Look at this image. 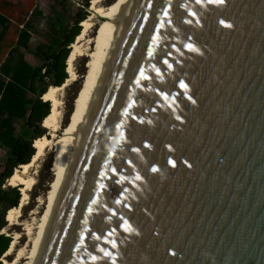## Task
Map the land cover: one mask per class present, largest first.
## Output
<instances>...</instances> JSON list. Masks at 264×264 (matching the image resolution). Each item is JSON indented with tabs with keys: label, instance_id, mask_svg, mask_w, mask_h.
<instances>
[{
	"label": "water",
	"instance_id": "95a60500",
	"mask_svg": "<svg viewBox=\"0 0 264 264\" xmlns=\"http://www.w3.org/2000/svg\"><path fill=\"white\" fill-rule=\"evenodd\" d=\"M149 2L131 9L39 264H90L84 248L74 252L85 228L96 264H111L97 246L116 264H264V0H171L163 29L168 0ZM141 67L150 79L136 88ZM129 97L135 105L123 116ZM98 182L108 186L99 195Z\"/></svg>",
	"mask_w": 264,
	"mask_h": 264
},
{
	"label": "bare ground",
	"instance_id": "6f19581e",
	"mask_svg": "<svg viewBox=\"0 0 264 264\" xmlns=\"http://www.w3.org/2000/svg\"><path fill=\"white\" fill-rule=\"evenodd\" d=\"M104 1L91 0L90 2V10L95 15L81 23L82 32L71 46V53L67 62L69 79L62 87H51L43 97L44 102L51 103V113L44 121V127L48 131L47 135L36 141L34 145L36 153L31 162L20 166L9 180L15 187L21 188L22 195L20 206L11 210L8 215L9 226L13 229L22 227L27 241L16 251L20 235L15 233L16 236H14L11 246L6 252L4 260H2L3 264H39L60 198L80 149L85 127L90 121L92 110L112 62L118 40L135 2V0H119L115 5L106 6ZM97 17L104 20L102 24L103 31L97 39L88 38L93 28L92 21ZM94 43L97 44V49L90 52ZM81 56H88L92 59V72L86 92H84L78 109L75 111L73 124L70 128L68 127L69 129L61 139L60 158L57 163L55 180L46 197H41L38 200V206L30 214V220L21 223L20 210L28 203L29 192L36 185L35 177L32 178L31 172L38 161L46 154V151L53 145V139L57 137V133L61 129L60 107L63 101H60L59 93L76 80L74 64ZM13 254H15L14 259L8 262L7 258L13 257Z\"/></svg>",
	"mask_w": 264,
	"mask_h": 264
},
{
	"label": "trees",
	"instance_id": "16d2710c",
	"mask_svg": "<svg viewBox=\"0 0 264 264\" xmlns=\"http://www.w3.org/2000/svg\"><path fill=\"white\" fill-rule=\"evenodd\" d=\"M55 3L53 16L47 18L48 35L45 43H38L32 48L33 20L43 17L39 10L32 11L31 18L20 23V33L15 47L10 51L3 63L0 58V149L9 153L10 169L0 179V206L7 204L8 212L20 205L22 195L17 188L3 189L5 182L12 178L15 171L22 165H27L33 159L36 150V141L47 135L48 131L43 127L45 119L51 113V103L44 102L43 97L51 88L62 87L69 79L67 62L71 53V46L82 32L81 23L87 19V12L91 0H87L83 14H78L68 34L63 37L62 25L64 16L56 12L60 0H52ZM4 21L0 12V27ZM3 42L0 39V51ZM1 54V53H0ZM25 54H31L38 62L33 66L24 60ZM1 56V55H0ZM18 57L17 60H14ZM91 67H89L88 75ZM83 75V73H82ZM86 75V74H85ZM85 78V77H84ZM88 79V78H87ZM85 85L81 92L77 89L69 101L68 115L71 121L66 128L72 125L76 108L71 102L77 105ZM77 86L80 82L75 83ZM75 97V98H74ZM71 106V107H70ZM24 121L31 136L28 140H19L15 135L14 123ZM43 125V126H42ZM52 180V179H51ZM6 215L0 218V233L6 224ZM12 240L10 237L0 235V264L2 257L9 250Z\"/></svg>",
	"mask_w": 264,
	"mask_h": 264
},
{
	"label": "rangeland",
	"instance_id": "374dc122",
	"mask_svg": "<svg viewBox=\"0 0 264 264\" xmlns=\"http://www.w3.org/2000/svg\"><path fill=\"white\" fill-rule=\"evenodd\" d=\"M86 1L87 0H60L61 4L57 5L56 12H60L61 15L64 16L63 25L61 28L63 37H65L68 34L77 15L83 14V12H85L84 5ZM118 1L119 0H105L104 5L106 6L115 5L116 3H118ZM54 7H55V3L52 0H0V12L2 13V17L4 21H7V24L2 27L0 32V36L2 40H4L5 46L12 47L15 44L20 31L19 24L30 19L32 11L35 10L41 11L43 17H38L37 19L33 20L34 30L32 31V48H34L38 43H45L49 32L47 18L52 17L54 15L53 14ZM87 13H88L87 19H89V17H91L92 15H95L90 10V7ZM103 21L104 20L101 17H97L92 21L93 28L91 29L88 38L97 39L99 37V35L103 31V27H102ZM3 23L5 24L6 22ZM96 49H97V44L94 43L91 46L90 52H93ZM27 59L32 65L34 66L39 65L38 60L31 54H27ZM92 63H93L92 59L88 56L79 57L74 64L75 66L74 73L76 75V80L73 83H70L68 87L64 88L62 92L59 93L60 101H63L61 102L62 106L60 107L61 129L57 133V137L53 139V145L48 149V151H46V154L38 161L36 166L33 168V171L31 172L32 178L35 177L34 179L36 181V185L33 187L31 192H29V199L27 201L28 203L26 204L25 207H23L20 210L21 223L30 220V214L34 209L37 208L38 200L41 197L45 198L46 195L51 190L52 184L55 180V172L57 170V165H58L57 163L59 162V158H60V147L62 142L61 139L64 137L67 129L70 128V127L66 128L67 123L71 121V118L69 116L67 117L69 111V104H70L69 101L73 97L77 87L78 89L76 94L81 92L82 90L81 87L85 85V81L87 80L86 87L82 93V96L78 101H76L78 102V104L77 105L73 104L74 99L71 102V106L76 108L77 110L78 109L77 107L79 106V102L82 99L83 94L84 92H86V89L88 87L89 77L92 72ZM89 67H91V70L89 76L87 77ZM76 81L80 82L79 86L75 84ZM50 87H54V86H50ZM17 136L20 140L29 139L31 137L29 133L25 130V127L23 125L17 126ZM9 160H10L9 153L0 149V179L1 176L4 173H6V171L11 167ZM9 180L5 182L3 189L7 190L11 187L21 190L20 187H15L13 183L10 182ZM8 207L9 206L7 204H2L0 206V218L3 215H6V221H5L6 224L2 229L0 235L10 237L11 240H13L14 236H16V234H19L20 239L18 240V245L16 248L17 251L20 247H22L26 243L27 237L24 236L22 227H16L13 229L12 227L9 226L8 215L11 210L8 212L7 211ZM14 255L15 254L12 255L13 257L7 258V261L11 262L14 259ZM4 257L5 255L2 257V260H4ZM1 264H3V261L1 262Z\"/></svg>",
	"mask_w": 264,
	"mask_h": 264
},
{
	"label": "snow or ice",
	"instance_id": "6c2138e0",
	"mask_svg": "<svg viewBox=\"0 0 264 264\" xmlns=\"http://www.w3.org/2000/svg\"><path fill=\"white\" fill-rule=\"evenodd\" d=\"M208 3V4H212V3H215L217 5H223L225 3V0H196V3L197 4H202V3ZM149 8L152 7V3H151V0L149 2ZM171 0H168V6L165 7L163 9V12H162V15H163V20H161L160 24H159V29H163L164 27V23L167 21L168 23H170V20H169V12L171 10ZM189 15L195 17V14L192 13V12H189ZM185 23H191V21H188V20H185L184 21ZM221 24H223L224 22L221 21L220 22ZM226 27H231V25H225ZM161 39V37L157 34L155 36L152 37V45H153V48L157 47L158 44L157 42ZM186 47L188 48V50L190 51H196V49L193 47V45L191 43L187 44ZM154 56V51L152 50V48H150L147 52V58L151 59L152 57ZM163 64L167 66V68L171 69L172 68V65L168 62L167 59H164L163 60ZM153 70L155 71L156 73V76L159 77L161 76V73L159 71V69H156L155 66L153 65ZM150 77L149 75L146 74V70L141 67L139 72H138V78H136L134 81H133V84L135 85L136 88H141L142 86V81H145V80H149ZM179 88L184 91L185 93L188 91V86L183 82V81H180L179 83ZM161 98L164 99L165 101L168 100V96L165 95V94H161ZM189 100H191L192 98L191 97H188ZM173 101H174V98H173ZM193 103H195L194 100H192ZM135 105V101L132 99V97H129V103L127 104V107L125 108V110L123 111L122 115L123 116H129L130 115V112L129 110L134 107ZM152 111H156L155 108L152 109ZM132 119H137L136 116H132ZM177 119H180L179 117H177ZM140 123H144L143 120L140 121ZM148 123H151V121H148ZM119 128H123V124H120L118 126ZM121 138H123V133H121ZM145 148H148L150 147V145L148 144H145L144 145ZM132 151L133 152H136V153H139V149L138 148H132ZM110 161L106 160L105 164H104V168L107 169V171H110L112 176H117L118 173H117V170L116 168H108V164H109ZM129 163V166H131V161L128 162ZM152 171H157V169L153 168ZM109 178L107 176V172H104L102 171L100 173V176H99V179L100 180H104V179H107ZM136 181H140L141 180V177L139 175H136L135 178H134ZM116 183H120V180L118 179L116 181ZM97 187L99 189V191L97 192V195L100 194V192L106 190V188L108 187L106 184H103V183H97ZM124 192H127V189H124L123 190ZM115 203L117 205H120L121 204V200L120 199H116L115 200ZM98 204V200L93 198L91 200V205H97ZM125 207H128V205H125ZM129 210H131V208H129ZM88 211V214L89 215H92L93 214V211L94 209L92 207H89L87 209ZM109 211H111V215L112 216H115L117 213L115 211H112L109 209ZM121 219H123V217H121ZM85 224L88 223L87 219H85L84 221ZM124 230L125 231H128V232H131L133 231L132 227L130 225L127 224V221H125L124 223ZM90 229H83L82 232L80 233L79 235V243L78 245L75 247L74 249V252L76 253H79L81 248H84L85 249V254L89 257V260H90V264H96V262L98 261V259H100L101 257H98L96 255H92L91 253H87V246L85 245V240L88 239V237L85 235V233L89 232ZM115 232V229H112V231L108 232L107 233V236H111L113 233ZM92 238L95 239L96 241H101L102 240V236L101 235H96L95 233H92ZM103 243H110L111 244V247L112 248H116L117 245L115 243L114 240L112 241H109L107 239H103ZM95 251L96 252H99L102 254V257L104 258H108L111 260V264H116V260H115V257L113 256L112 252L108 251L107 249L105 248H101L99 246H97L95 248ZM79 264H85V261L83 258L80 259L79 261Z\"/></svg>",
	"mask_w": 264,
	"mask_h": 264
},
{
	"label": "crops",
	"instance_id": "0c3cea01",
	"mask_svg": "<svg viewBox=\"0 0 264 264\" xmlns=\"http://www.w3.org/2000/svg\"><path fill=\"white\" fill-rule=\"evenodd\" d=\"M1 23H2V26L0 27V32H1V29H2V27L4 26V25H6L7 24V22L4 24L2 21H1ZM21 28L22 27H20V30H21ZM19 33H20V31H19ZM18 37H19V34H18ZM0 39H1V41L3 42V44H4V40H2V38H1V36H0ZM17 40H18V38H17ZM17 40H16V42H15V44L12 46V47H6L5 46V44L4 45H2V48H1V51H0V58H1V63H3L4 61H5V59L8 57V55H9V53H10V51L15 47V45H16V43H17ZM18 59V57H16L14 60H17ZM24 60L26 61V62H28L29 64H31L30 62H29V60L27 59V54H25V57H24ZM32 65V64H31ZM34 66V65H33ZM18 125H20V126H24L25 127V130L28 132V129L26 128V126H25V122L24 121H17V122H15L14 123V128H15V130H16V132H15V135H16V137L18 138V136H17V126ZM29 133V132H28ZM19 139V138H18ZM20 140V139H19ZM24 140H28V139H24ZM2 150V149H1Z\"/></svg>",
	"mask_w": 264,
	"mask_h": 264
}]
</instances>
